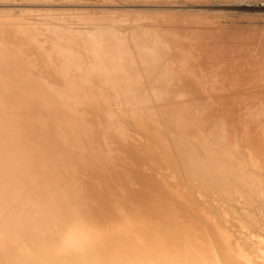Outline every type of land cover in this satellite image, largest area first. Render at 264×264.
Wrapping results in <instances>:
<instances>
[{"label": "bare ground", "instance_id": "obj_1", "mask_svg": "<svg viewBox=\"0 0 264 264\" xmlns=\"http://www.w3.org/2000/svg\"><path fill=\"white\" fill-rule=\"evenodd\" d=\"M56 16L47 23L19 16L13 31L0 21V264H30L69 208L100 222L124 209L156 231L206 242L219 264H249L235 236L260 264L261 124L224 110L212 95L215 71L192 52L170 62L143 45L137 55L130 33L102 23L107 17L71 28ZM213 102L216 110L208 108ZM140 194L165 201L170 214ZM199 201L217 216L197 212ZM218 218L238 232L221 230Z\"/></svg>", "mask_w": 264, "mask_h": 264}, {"label": "rangeland", "instance_id": "obj_2", "mask_svg": "<svg viewBox=\"0 0 264 264\" xmlns=\"http://www.w3.org/2000/svg\"><path fill=\"white\" fill-rule=\"evenodd\" d=\"M240 1L242 0H0V16L9 17L7 19H0V21L3 22L2 27L7 28L9 26L11 27L10 31H13L14 27L12 25L16 22L15 18L20 17L32 18V20H36L38 17V23H42L43 21L47 23L49 20H44L46 17L53 19L57 15L56 18L58 19H55L54 22L57 21L67 26L70 25L71 28L72 26L83 28V25L88 22H102L105 19L104 17H107L102 23H105L107 26L114 25V27H118V30L126 31L127 34L130 33L131 47L137 55L138 53H142L143 45H153L157 53L160 51L161 55L158 54L161 57L165 59L169 58V61L172 62L181 53L190 51L194 56L201 58V61L200 59L199 61L204 68L208 67L207 69L215 71V77L218 78L220 84L217 83L218 90L213 92L212 95L220 97L219 103L224 105V110L229 111L232 116L239 119L240 123L243 122V119H248L251 123H260V132L264 136V9L263 7L253 6L247 1ZM85 16L87 17L85 18ZM109 18L110 21L107 20ZM129 22H131L130 25ZM80 24L83 25L80 26ZM162 35L168 37L164 38ZM17 38L15 40H21ZM145 40H148V42L145 43ZM172 45L173 48L171 47ZM184 46L187 47V50H184L186 49ZM162 53L165 57L162 56ZM188 87V85H182V88H180L182 92L191 95V91H187ZM220 88L221 90H219ZM220 91L221 94H219ZM192 94L194 96L198 94L197 96L200 97L202 102L205 104L209 103L208 96L205 97L206 93L192 92ZM208 108L216 110L218 103L213 102ZM261 165L262 168L258 172L264 178V161H262ZM243 179L246 181L245 178ZM140 195L143 196L144 194ZM149 195H147L148 198L150 197L149 201L152 199L150 203L151 207L155 206V210L160 209L164 215L170 214V210L166 209L168 206L161 203L166 204L165 201H161L157 196L153 197L154 195H151V198ZM244 196L246 197L245 194ZM199 202L195 205L197 212L199 211L200 214H214V209H211L205 203L203 204L202 201ZM245 205H248L249 208V202L246 200ZM208 208L209 210H206ZM244 213L246 219L243 223L245 229L249 232L251 229L249 227L251 223L249 217L251 210L247 209ZM214 216H217V214L215 213ZM218 219H216L218 220L216 223L221 220L219 223L220 225L223 224L220 226L217 223L219 228H222L221 230L229 232L232 230L231 234L237 231V228L227 224L222 218ZM186 224H184L185 228ZM258 231L257 235L263 237L262 232L259 234L260 231ZM235 232L233 235L236 234ZM232 243L234 247L239 246L243 254L249 259L255 257V253L248 244L237 243V237L234 236L232 238ZM246 246L250 249L246 248ZM243 248L247 250H243ZM210 250L216 259V264H219L216 251L214 249ZM248 250L253 253H249ZM255 260L258 263L256 258Z\"/></svg>", "mask_w": 264, "mask_h": 264}, {"label": "clouds", "instance_id": "obj_3", "mask_svg": "<svg viewBox=\"0 0 264 264\" xmlns=\"http://www.w3.org/2000/svg\"><path fill=\"white\" fill-rule=\"evenodd\" d=\"M260 191L264 195V186ZM30 264H216V259L206 242L156 231L133 212L117 209L113 219L100 222L86 210L69 208L52 223Z\"/></svg>", "mask_w": 264, "mask_h": 264}, {"label": "built area", "instance_id": "obj_4", "mask_svg": "<svg viewBox=\"0 0 264 264\" xmlns=\"http://www.w3.org/2000/svg\"><path fill=\"white\" fill-rule=\"evenodd\" d=\"M246 1L256 7H264V0H246Z\"/></svg>", "mask_w": 264, "mask_h": 264}]
</instances>
